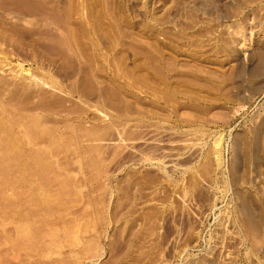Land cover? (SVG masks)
<instances>
[{
    "label": "rangeland",
    "instance_id": "374dc122",
    "mask_svg": "<svg viewBox=\"0 0 264 264\" xmlns=\"http://www.w3.org/2000/svg\"><path fill=\"white\" fill-rule=\"evenodd\" d=\"M0 124V264H264V0H0Z\"/></svg>",
    "mask_w": 264,
    "mask_h": 264
},
{
    "label": "bare ground",
    "instance_id": "6f19581e",
    "mask_svg": "<svg viewBox=\"0 0 264 264\" xmlns=\"http://www.w3.org/2000/svg\"><path fill=\"white\" fill-rule=\"evenodd\" d=\"M2 124H0V126H1ZM1 136V135H0ZM9 139V138H8ZM11 142V141H10ZM4 144V141L2 142V140L0 139V146H2L3 144ZM12 145V144H11ZM12 147V146H11ZM11 147H10V149H11ZM1 152V151H0ZM11 154V153H10ZM5 155V157L2 159V160H0V197L1 196H3V194H2V190L4 189V188H6L7 187V185L9 184V183H7V181H6V179L4 178L5 176H8L7 174H8V171H9V167H10V163H12V162H8L7 160L8 159H10V158H8L7 159V157H6V155H8V153L7 154H4ZM15 157V156H14ZM13 157V158H14ZM5 158H6V161L7 162H5ZM12 159V158H11ZM4 160V161H3ZM12 160H14V159H12ZM17 160V159H16ZM10 161V160H9ZM14 163V162H13ZM9 165V166H8ZM12 166V165H11ZM3 178L5 179V180H3ZM7 178V177H6ZM9 187V186H8ZM0 211H2V210H0ZM49 211V210H48ZM47 213V212H46ZM45 213V214H46ZM50 213V212H49ZM23 229H24V227H23ZM26 229V228H25ZM26 232H27V230H25ZM25 231H23V232H25ZM22 232V233H23ZM25 232V234H28V232L26 233ZM30 233V232H29ZM29 235V234H28ZM24 236V235H23ZM22 236V237H23ZM26 236V235H25ZM27 237V236H26ZM29 237V236H28ZM32 237V236H31ZM25 238V237H24ZM27 239V238H26ZM28 240V239H27ZM29 241V240H28Z\"/></svg>",
    "mask_w": 264,
    "mask_h": 264
}]
</instances>
